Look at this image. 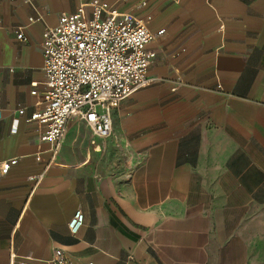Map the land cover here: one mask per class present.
Wrapping results in <instances>:
<instances>
[{
  "label": "crops",
  "instance_id": "0c3cea01",
  "mask_svg": "<svg viewBox=\"0 0 264 264\" xmlns=\"http://www.w3.org/2000/svg\"><path fill=\"white\" fill-rule=\"evenodd\" d=\"M92 1L0 0V264H264V0H96L165 30L156 80L41 140L43 33Z\"/></svg>",
  "mask_w": 264,
  "mask_h": 264
},
{
  "label": "built area",
  "instance_id": "2783aa9c",
  "mask_svg": "<svg viewBox=\"0 0 264 264\" xmlns=\"http://www.w3.org/2000/svg\"><path fill=\"white\" fill-rule=\"evenodd\" d=\"M86 5L62 14L58 24L43 33L44 104L31 120L44 123L41 140L55 144L62 139L74 113L95 135L109 137L113 130L112 105L156 80L149 75L156 54L147 45L165 30L153 32L132 14L118 12L106 2H90L89 13ZM35 20L30 17L31 22ZM17 36L27 40L21 29ZM16 163L17 158L2 161L1 172L7 173ZM83 222L84 213L78 209L68 222L71 233L76 234ZM11 260L13 264H36L30 257L16 260L14 253ZM46 264L74 263L62 248H55Z\"/></svg>",
  "mask_w": 264,
  "mask_h": 264
}]
</instances>
